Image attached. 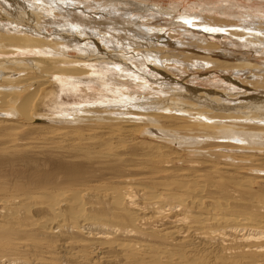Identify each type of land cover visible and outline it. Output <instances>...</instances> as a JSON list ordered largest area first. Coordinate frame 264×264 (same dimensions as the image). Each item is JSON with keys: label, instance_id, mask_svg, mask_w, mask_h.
<instances>
[{"label": "bare ground", "instance_id": "6f19581e", "mask_svg": "<svg viewBox=\"0 0 264 264\" xmlns=\"http://www.w3.org/2000/svg\"><path fill=\"white\" fill-rule=\"evenodd\" d=\"M1 2L11 14L48 18L55 43L37 45L45 59L0 53V264H264V68H250L249 55L244 62L210 55L227 46L264 54V17L247 11L232 16L237 24L207 14H225L222 5L179 13L137 0ZM0 7V20L9 21ZM73 9L128 18L136 31L91 36L69 16ZM163 17L181 30L179 44L211 57L187 46L176 54L149 22ZM10 33L0 32V50L29 48ZM73 40L94 55L72 56ZM51 58L98 62L130 78L140 67L164 86L119 91L117 105H58L55 115L43 76L54 69ZM171 63L236 72L222 88L250 98L225 103L220 84L212 92L168 86L176 82Z\"/></svg>", "mask_w": 264, "mask_h": 264}, {"label": "rangeland", "instance_id": "374dc122", "mask_svg": "<svg viewBox=\"0 0 264 264\" xmlns=\"http://www.w3.org/2000/svg\"><path fill=\"white\" fill-rule=\"evenodd\" d=\"M1 1L2 0H0V4L3 8L5 7L4 11L9 21L4 22L0 20V32H3V33L11 32L10 34L17 35L18 38L21 39V41L29 42V45H28L29 48H27L24 52H21L18 48H14V51L13 50L12 51L11 50H5V51L0 50V53H3V54L11 53L12 57H14L16 60L21 59V58H33V57H39L41 59H45L46 57L45 58L43 57L44 56L43 54H45L44 51L41 52V55L43 56H39L40 52L39 50H37L38 48L37 45L40 44L41 46L45 48L47 46L42 45V42L51 43V44L55 43V41L53 40L55 38H53V36H48L52 33L54 34L53 28H51L50 25H48L49 27L47 28L45 27V23L49 22L47 20L48 18L46 19L40 16L39 17L35 16V18H33L32 16L28 17L27 12H23V10L21 11L25 14H22L20 12L19 13L15 12L16 14H11V11ZM137 1L139 3H144V4L148 2H152L154 4L159 5V7H162V8H169L171 6L173 7L176 6L179 9L178 11L179 13H183L184 10H187V9L190 10L191 7H195L196 5H202L205 7H207V5H209L210 7L218 6L220 8L222 5V7L223 6L226 7L225 9H223L225 14H221L217 12L219 10L218 8L213 13L211 14L207 13V14H209L210 16H214L215 14L214 18H217L219 20L231 21L235 23L238 21V19H235L232 16H238V15L243 16V14L244 13L246 14L247 11H249V13H254V14L261 16L262 19L264 17V0H137ZM148 4H151V3H148ZM243 7L247 8V10ZM0 10H3V9L0 7ZM73 12L74 13L72 14L70 13L69 16H72L73 21L79 22V23H82L88 26L89 33H91V36L93 35V32H96V31L97 32L112 31L111 34L113 36H118V37L125 36L123 33L124 31H128V32L136 31L135 26L133 27L131 26V24L130 25L127 24L131 22L130 20H128V18L127 19L125 18L126 20H122L119 16L113 17V16H106V15H105L106 17L102 16L103 18L102 17L100 18L101 15L100 16L94 15V14L86 15V14L80 13L77 10H74ZM226 13H228L229 15H227ZM20 14H22L24 18L21 17ZM204 14L205 13H203V15ZM6 16L5 18H7ZM65 20H60L58 23L60 24L64 23L66 22ZM23 22H25L26 25H29V26L36 25L37 27H35V29H37V31L30 30L29 28L25 26V24H23ZM149 22L153 24L154 27L156 26L161 27L160 36L168 39V44H170V47L173 50L175 49L176 54L179 52L177 48H179L181 51L182 48L185 49L186 46L189 47L188 44H184L185 46L179 44V40L177 38H173L174 36H178V34L179 33L181 34L182 32L180 29L174 28L172 25H170L171 21L169 17L168 18L163 17L162 19H160L159 21L157 20V22H154V23H152V21H149ZM237 24H240V22H237ZM174 30H177V31H174ZM169 35L172 37L170 38ZM33 38L34 39L36 38V40H33ZM174 41L178 43V45L180 46L176 45V47H174L173 46V43H175ZM185 41L187 40L185 39L184 42ZM221 42L223 41H219L218 44L219 43L221 44ZM88 43H90V41H88ZM70 45L75 47L74 49L75 52L71 53L72 56L77 55V53H79L82 56L89 58L90 55H94L95 53V48H94V51H92L90 48H84L80 42H77L75 40L70 41ZM226 46L227 45H225V48L228 47L226 53L223 52L222 50H217L215 54L213 53L210 55H212V57L214 58L228 59L231 62H237L238 59H239L238 61H243V60L246 61L245 58L246 56L249 55L250 61L246 63H250V68H255V67L257 69L264 68V54L259 55L255 51L250 52L244 49H238L236 47L233 48L230 46H227V47ZM48 47H49V50L58 51V50H55V47L53 46H48ZM189 48L188 49L192 50V52L199 53L198 55H201V56L209 55L208 52L205 53V51H203L202 49H198L197 47L192 46ZM167 49L168 48H161L160 51H162V53L170 51L169 54L174 55V53H172V50L167 51ZM207 57H211V56H207ZM139 58H141L140 55H139ZM56 59L57 58L50 59V61L54 60L53 61L54 69L51 68V70H49L47 74L43 75V76L47 75V77L50 78L49 79L51 81L50 90H52L53 95L56 96L55 100L57 101V103L52 105V110H51V111H54L55 115H61L60 111H58V113L55 112L57 111L55 110V108L59 109L58 105L60 106L64 105L66 107L67 105L68 106L74 105L75 107L79 104H85V103H91V104L97 105L100 103H108V102H112L110 104L115 103L114 105H117V103H119L120 100L124 99L122 97L123 94L120 93L119 91L125 92L128 90V91H131L132 93L131 95H135L139 90V93L143 92V95H146V94L151 93L152 90L159 89L162 86H164V84L160 83L162 81L161 79L162 77L156 74H155L156 75L155 79L154 77H149V73H145L141 71L140 67L138 69L139 74H137V77L130 78L129 76L127 77L124 75H119L114 70H111L110 68L103 69L98 64V62H92V63L75 62L74 64H71L69 62H62ZM121 59H125V58L122 56ZM177 59L179 62H183L182 59H179V58ZM126 61L124 60V62ZM126 63L130 64V62H126ZM148 63H149L148 61H144L145 65H147ZM187 64H188L187 62L184 63V66H188ZM169 70H170V73H169L170 76L176 82L171 83V82L165 81L164 83L171 87H178L179 90L181 87L182 88L185 87V89L191 88L192 90L194 89L198 91L202 90V91L212 92L218 89V88H215V86L220 84L219 90H221L224 93V95L226 94L225 97H227L225 99H222V101L225 103H235V101L236 103H240V102H243V100L250 98V96L247 95L249 92H245V95H247V97L243 98V100H240L241 98L240 96H245L243 95L244 93L240 96L238 95L234 96L233 93H235V91L226 90L227 89L226 88L227 85L225 83L226 76L227 78L234 77V75L236 76L235 74L236 72H233V71L226 72V71H219V70L215 71L214 69L211 70L210 66H208L206 69H201L202 71H200V69L198 70V69H193L189 67L180 68L179 64H176V63H171ZM255 71H256L255 69L244 70L245 75L241 74L240 77L241 79H243L250 74H254ZM101 78H104L106 80H103ZM83 79L85 80L83 81ZM95 79H97V81ZM91 80H94L96 82L91 81ZM115 83L121 84L122 87L120 88ZM143 84L148 85V89L143 90L141 88ZM221 85H225L226 87L222 88ZM240 92H244V90L243 91L240 90ZM229 99H231V102L229 101ZM47 105H48L47 103L43 104V106L45 107ZM39 109H40L39 112L41 114L45 112L43 111L44 108L39 107ZM53 118L58 119V117L56 118V116Z\"/></svg>", "mask_w": 264, "mask_h": 264}]
</instances>
